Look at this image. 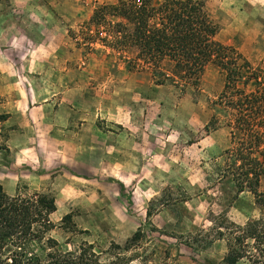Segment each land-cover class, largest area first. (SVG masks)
I'll return each mask as SVG.
<instances>
[{
	"label": "rangeland",
	"instance_id": "rangeland-1",
	"mask_svg": "<svg viewBox=\"0 0 264 264\" xmlns=\"http://www.w3.org/2000/svg\"><path fill=\"white\" fill-rule=\"evenodd\" d=\"M191 1L216 25L214 40L264 78V0ZM117 2L0 0V162L9 141L29 149L19 158L34 171L23 169L30 182L16 194L54 199L46 237L61 252L86 243L103 264L117 253L120 264H224L227 228L261 213L224 175L229 130L205 128L224 75L210 64L196 91L160 84L162 70L152 74L136 48L116 44L119 20L89 22ZM136 233L127 251L112 248ZM32 248L45 254L43 243Z\"/></svg>",
	"mask_w": 264,
	"mask_h": 264
},
{
	"label": "trees",
	"instance_id": "trees-1",
	"mask_svg": "<svg viewBox=\"0 0 264 264\" xmlns=\"http://www.w3.org/2000/svg\"><path fill=\"white\" fill-rule=\"evenodd\" d=\"M110 17L119 20L113 24L116 44L136 48V62L145 61L152 74L162 70L160 84L169 81L181 91H196L210 64L224 75V88L205 128L229 130L224 175L232 178L238 193L250 192L261 212L243 227L227 228L230 243L224 264H264V78L248 71L235 50L214 40L217 27L200 2L164 0L154 7L151 0H118L97 7L89 22L110 24ZM164 59L171 62L169 69L158 66ZM250 84L255 85L253 90ZM55 210L54 199L48 195L8 196L0 186V264H103L92 245L82 244L74 255L61 252L56 241L46 237L52 229L49 216ZM69 219L66 215L63 220ZM138 237L140 233L124 248H112L127 251ZM34 243H43L44 255L33 250ZM113 258L108 264L125 260L119 253Z\"/></svg>",
	"mask_w": 264,
	"mask_h": 264
},
{
	"label": "crops",
	"instance_id": "crops-1",
	"mask_svg": "<svg viewBox=\"0 0 264 264\" xmlns=\"http://www.w3.org/2000/svg\"><path fill=\"white\" fill-rule=\"evenodd\" d=\"M13 137L14 135H12V138ZM8 144L6 158L0 162V170L6 173L4 176L0 177V186L4 190L5 194L12 196L16 194L18 184L30 182L28 179L29 177L22 175L23 169H27L29 173H32L34 171V167L32 166L33 163L30 161H24L19 158L20 154L29 149L22 150L20 147L14 149V145L11 141H9Z\"/></svg>",
	"mask_w": 264,
	"mask_h": 264
}]
</instances>
